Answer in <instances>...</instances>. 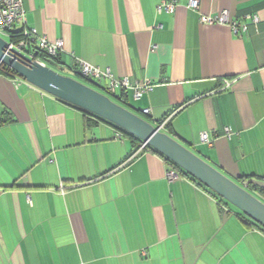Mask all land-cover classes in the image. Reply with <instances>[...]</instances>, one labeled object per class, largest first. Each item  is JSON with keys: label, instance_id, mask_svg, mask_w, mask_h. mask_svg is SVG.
Listing matches in <instances>:
<instances>
[{"label": "crops", "instance_id": "obj_1", "mask_svg": "<svg viewBox=\"0 0 264 264\" xmlns=\"http://www.w3.org/2000/svg\"><path fill=\"white\" fill-rule=\"evenodd\" d=\"M22 3L25 28L62 41L56 70L72 72L73 54L148 81L120 105L149 109L146 121L239 185L264 181V0ZM222 11L259 23L200 22ZM117 132L0 72V264H264V231L192 179L169 182L161 157Z\"/></svg>", "mask_w": 264, "mask_h": 264}, {"label": "water", "instance_id": "obj_2", "mask_svg": "<svg viewBox=\"0 0 264 264\" xmlns=\"http://www.w3.org/2000/svg\"><path fill=\"white\" fill-rule=\"evenodd\" d=\"M8 47L9 42L0 36V64L27 84L138 139L264 231V203L247 190L250 185L264 188V181L249 179L239 185L159 127L112 101L101 89L97 91L33 60L38 53L7 52ZM226 217L224 213V221Z\"/></svg>", "mask_w": 264, "mask_h": 264}, {"label": "built area", "instance_id": "obj_3", "mask_svg": "<svg viewBox=\"0 0 264 264\" xmlns=\"http://www.w3.org/2000/svg\"><path fill=\"white\" fill-rule=\"evenodd\" d=\"M200 6V0H189L188 7L194 11H198ZM175 7V3L172 1L161 3L157 11L161 13L162 11H172ZM249 23L239 24L237 22L231 21L229 18V13L227 11H222L214 17H201L200 22L203 24H226L232 29L234 33L239 31H245L247 24L257 25L259 23V18L257 16L248 17ZM25 10L23 8L22 0H0V36L9 38V32L14 30L16 27L20 26L22 35L24 39L20 40L18 43H12L9 40V47L7 52L14 49L17 52L27 53L33 56L34 53L43 54L49 59H56L64 53L63 43L60 40L49 41L46 37L39 35L36 30L25 28ZM71 64L70 67L82 77L87 78L91 81L96 82L101 85V89L104 94L112 96L118 92L128 91L132 92V97L134 100H140L145 94L153 91V84L148 81L138 84L132 83L127 78L116 79L111 74L109 70H101L96 66H92L85 62L84 60L73 56L70 54ZM37 62L42 65H46L39 57L36 59ZM74 72V73H75ZM76 74V73H75ZM96 84V86H98ZM225 87L228 83L224 82ZM149 109L142 110L143 115H148ZM229 135V132H227ZM123 135L121 132L116 133V138L121 139ZM202 142L209 144L207 134L202 133L200 136ZM147 147L146 144L142 143L139 150H144ZM180 175L175 171L169 169L166 172V178L169 182H173L180 179Z\"/></svg>", "mask_w": 264, "mask_h": 264}, {"label": "trees", "instance_id": "obj_4", "mask_svg": "<svg viewBox=\"0 0 264 264\" xmlns=\"http://www.w3.org/2000/svg\"><path fill=\"white\" fill-rule=\"evenodd\" d=\"M22 39H24V37H23V35H22V31L21 30H19V31H15V30H12V31H10L9 32V38H8V40L10 41V42H12V43H18L20 40H22ZM38 57L46 64V66H48V67H50L51 69H52V66H54V67H58L60 64H61V56H59L58 58H56V59H49L48 57H46L45 55H43V54H39L38 55ZM53 67V68H54ZM70 70L72 71V72H75L71 67H70ZM0 72H2V73H4L5 75H8V76H10V77H12V78H15V77H18V75L16 74V73H14L13 71H11L10 69H8V68H6V67H3L2 65H1V69H0ZM77 75H79L80 77H82L79 73H77V72H75ZM82 78H84V77H82ZM85 80H88L89 82H91V83H94L95 85L97 84L96 82H94V81H91V80H89V79H87V78H84ZM98 86L97 87H101V88H103L101 85H99V84H97ZM112 97L114 98V102H116V103H118V104H123V105H127V100H128V96H127V93H125V92H120V94H115V95H112ZM83 113H85L84 111H82ZM86 114H88V113H86ZM90 115V114H89ZM94 118H96V119H98V120H100V121H102V122H105V121H103V120H101V119H99V118H97V117H95V116H93ZM106 123V122H105ZM108 125H111V124H109V123H107ZM111 126H113V125H111ZM114 127V126H113ZM116 128V127H115ZM119 132H121V134L122 135H125V136H127L131 141H132V143H133V145H134V148L135 149H138V148H140V146H141V144H142V142L141 141H139L138 139H136V138H134V137H132V136H130L129 134H127V133H125V132H123V131H121V130H119L118 128H116ZM144 150H148V151H151V152H153V153H155V154H157L159 157H161L162 159H163V161L165 162V164L168 166V168L169 169H171V170H173V171H175L177 174H179L181 177H188L189 179H192L190 176H188L187 174H185L182 170H180L176 165H174L173 163H171L169 160H167V159H165L163 156H161L159 153H157L156 151H154V150H152L151 148H149L148 146L147 147H145V149ZM249 179H251V177H241V178H239V181L241 182V183H246ZM192 181H195V180H193L192 179ZM198 185H201V184H199L197 181H195ZM202 186V185H201ZM202 187H204V186H202ZM205 188V187H204ZM249 189H251V190H254V191H258V193L261 195V197L264 199V188H260V187H257V186H255V185H250L249 187H248ZM209 191V190H208ZM209 192H211V191H209ZM212 193V192H211ZM213 195H214V193H212ZM218 198V197H217ZM220 199V198H219ZM222 201V200H221ZM243 216V215H242ZM245 219H247V218H245ZM248 220V219H247ZM248 221H250V220H248ZM250 223H252L251 221H250ZM253 225H255L254 223H252ZM256 226V225H255ZM258 227V226H257ZM259 228V227H258ZM260 229V228H259Z\"/></svg>", "mask_w": 264, "mask_h": 264}, {"label": "rangeland", "instance_id": "obj_5", "mask_svg": "<svg viewBox=\"0 0 264 264\" xmlns=\"http://www.w3.org/2000/svg\"><path fill=\"white\" fill-rule=\"evenodd\" d=\"M53 67H54V66H52V69H54L55 71L59 72L60 74H62V75H64V76L71 77V78H73V79H76V80H78V81H80V82L86 84L87 86H90V87H92L93 89H95V90H97V91H100V89H99L94 83H91V82H89L88 80H85L84 78L80 77L79 75L75 74L74 72H68V71H65V70H63V71H61V70H56V67H54V68H53ZM109 98H110L112 101H115L114 98H113L112 96H109ZM129 99H131V98L129 97ZM129 101L131 102L132 100H129ZM131 103H132V102H131ZM135 112H136V111H135ZM136 114H137V115L139 114V116L142 117V118L148 119L146 116L142 115L140 112H139V113L136 112Z\"/></svg>", "mask_w": 264, "mask_h": 264}]
</instances>
